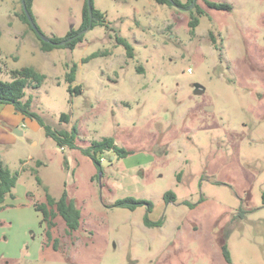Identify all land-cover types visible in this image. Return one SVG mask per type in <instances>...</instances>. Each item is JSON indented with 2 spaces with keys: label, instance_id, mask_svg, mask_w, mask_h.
I'll return each mask as SVG.
<instances>
[{
  "label": "rangeland",
  "instance_id": "374dc122",
  "mask_svg": "<svg viewBox=\"0 0 264 264\" xmlns=\"http://www.w3.org/2000/svg\"><path fill=\"white\" fill-rule=\"evenodd\" d=\"M208 1L230 10L195 0L203 13L192 29L194 10L91 0L108 28L86 31L72 50L42 52L18 16L20 0H0V80L23 67L43 74L24 99L52 130L75 129L76 146L60 147L25 122L0 144V162L16 175L0 208V264H264V0ZM85 3L32 0L31 17L45 37L63 38L80 27ZM73 63L78 96L64 80ZM104 137L130 154L104 151L98 172L81 150ZM43 187L74 201L76 231L56 217L46 239L34 209ZM167 191L175 202H164ZM126 197L151 210L113 206ZM145 215L163 224L146 227ZM228 231L230 263L221 252Z\"/></svg>",
  "mask_w": 264,
  "mask_h": 264
},
{
  "label": "trees",
  "instance_id": "16d2710c",
  "mask_svg": "<svg viewBox=\"0 0 264 264\" xmlns=\"http://www.w3.org/2000/svg\"><path fill=\"white\" fill-rule=\"evenodd\" d=\"M26 9L31 16V5L32 0H24ZM158 5H168V6H175L181 8L183 10H189L192 13V10L195 11V15H191V20L189 25L192 29L197 27L199 23V17L202 15V10L195 4V0H186V3H181L179 0H154ZM204 3L214 9H222V10H230V6L227 4L222 3H215L208 0H203ZM192 8V9H191ZM20 20L28 24L31 30L34 32L36 38L39 40V49L42 52H49L54 48H67V49H74L77 43L81 42L83 39L84 34L77 36V34L85 30L88 26H90L89 30L94 28L95 26H106L108 25L105 21V16L98 10H95L92 7L91 3V13H89V9L87 3L84 4L82 9V22L80 27L77 30L69 31L63 38H47L49 42H45L41 40L36 32L32 29L31 25L28 22V19L21 7V14L18 15ZM32 18V17H31ZM35 24V23H34ZM37 27V26H36ZM38 29V27H37ZM39 30V29H38ZM40 31V30H39ZM68 38H72L70 42H66L63 46H55L53 43H57ZM115 41L118 45L122 46L125 49V53L127 58L133 57V48L132 46L123 38L116 36ZM97 53H93L90 56L83 58L82 63L88 61V59L96 57ZM77 71V65L73 63L69 66L68 71L64 75V80L68 84L67 91L71 95L78 96L81 93L80 86L72 87L71 84L75 81V75ZM45 79V76L39 72H37L32 67H23L21 69L12 70L10 71V80L9 81H2L0 80V104L1 105H10L13 107L14 111L21 114L23 117L28 118L30 120L35 121L45 132V135L55 143L60 146H68L70 148H75L74 144V136H75V129L71 131L67 130H52L50 127L44 124L41 117L34 111L31 110V97L25 98V89L32 88L36 89L41 86ZM59 119L61 121L67 122L68 115L61 114ZM82 153L90 158L92 163L96 166L98 172L101 171L100 168V160L98 159V155L103 153L104 151L112 152L118 158H125L127 157L130 152L126 149L117 146L114 144V139L111 137H104L100 141H94L91 145L81 150ZM41 163L38 161L36 165H40ZM32 174L35 175V180L37 184L40 186L42 184L41 180L37 177V170L32 169ZM16 184V175L11 174L9 169L0 162V208L2 207L5 198H13L12 190ZM43 191L45 192V201L43 203H37L34 205V209L41 213V220L39 222V226L45 228L44 235L46 239L49 241L52 239L51 236V229L54 227L55 222L54 219L56 217H60L63 221L66 231L68 233L74 232L79 228L80 225V212L76 208L74 201L69 199L67 196L66 191L64 190L59 198L55 199L52 197L47 189L43 187ZM163 199L165 203H172L176 201V195L172 191H167L163 195ZM261 203L264 207V192L261 194ZM145 205L147 207V212L151 210V203L134 199L132 197H126L120 200H117L113 206L126 208L129 210H135L139 206ZM243 211L240 209L238 213V217L242 218ZM143 223L146 227H160L163 224V220L160 219L157 222H152L148 219V216L145 215L143 219ZM228 231L222 240L221 243V252L223 259L230 263V254L227 247L226 240L229 236Z\"/></svg>",
  "mask_w": 264,
  "mask_h": 264
},
{
  "label": "crops",
  "instance_id": "0c3cea01",
  "mask_svg": "<svg viewBox=\"0 0 264 264\" xmlns=\"http://www.w3.org/2000/svg\"><path fill=\"white\" fill-rule=\"evenodd\" d=\"M21 122H25L32 128L39 127L35 121L25 118L21 114L15 112L12 106L0 104V144L10 142L15 133L21 134L17 129V125Z\"/></svg>",
  "mask_w": 264,
  "mask_h": 264
},
{
  "label": "water",
  "instance_id": "95a60500",
  "mask_svg": "<svg viewBox=\"0 0 264 264\" xmlns=\"http://www.w3.org/2000/svg\"><path fill=\"white\" fill-rule=\"evenodd\" d=\"M87 2V6H88V9H89V13H91V0H86ZM20 4H21V7L28 19V22L29 24L31 25L32 29L36 32V34L38 35V37L45 41V42H49V40L47 38H45V36L43 34H41V32L37 29L36 25L34 24L31 16L29 15L27 9H26V6H25V1L24 0H20ZM90 28V26H88L85 30H82L80 31L77 36H80L82 34H84L86 31H88ZM72 40V38H68L66 40H63V41H60V42H57V43H53L55 46H63L66 42H70ZM196 93H199V91H196Z\"/></svg>",
  "mask_w": 264,
  "mask_h": 264
}]
</instances>
